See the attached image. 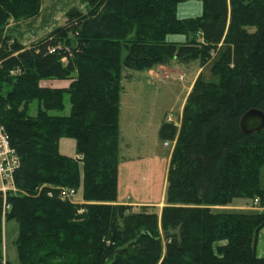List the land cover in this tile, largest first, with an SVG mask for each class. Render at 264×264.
<instances>
[{
    "label": "trees",
    "instance_id": "trees-1",
    "mask_svg": "<svg viewBox=\"0 0 264 264\" xmlns=\"http://www.w3.org/2000/svg\"><path fill=\"white\" fill-rule=\"evenodd\" d=\"M82 1L86 14L72 8L65 27L26 46L3 33L11 19L36 17L41 0H0V124L21 159L22 193L9 196L6 215L18 225L17 263L264 264V213L212 211L235 198L264 207V131L248 135L240 126L249 110L264 111V0H201L202 15L188 19L177 16L181 0ZM73 30L71 57L61 44ZM173 34L187 39L168 41ZM215 56L219 81L198 77L184 107L161 220L147 206L119 204L123 69L171 60L205 66ZM51 79L71 83L41 85ZM67 94L70 115L51 113L65 109ZM175 134L162 125V137ZM62 138L75 139L81 158L61 153ZM64 188L86 203L63 199ZM1 207L0 196V245Z\"/></svg>",
    "mask_w": 264,
    "mask_h": 264
},
{
    "label": "rangeland",
    "instance_id": "rangeland-1",
    "mask_svg": "<svg viewBox=\"0 0 264 264\" xmlns=\"http://www.w3.org/2000/svg\"><path fill=\"white\" fill-rule=\"evenodd\" d=\"M74 7L85 14L88 10L82 0H41L40 11L36 17L19 21L11 19L3 35L12 39L17 38L22 44L30 46L52 31L65 27L68 20L67 13ZM69 36L71 43L64 46L61 44V48L69 52V56L72 57L75 52L72 48L78 43V35L73 30L70 31ZM217 58L215 56L205 66L200 60L190 62L171 60L150 69L135 70L126 67L123 69L122 90L119 97L120 144L125 147L124 144L129 142L132 150L125 151L127 157L121 159L119 164L120 196L127 205L131 204L135 211L147 206L149 211L156 212L161 220L163 208L167 205L168 156L178 140L176 136L182 127L185 104L198 77L210 82L219 81V77L211 70ZM62 61L66 63L68 59L63 58ZM51 80H58L60 84L71 83L69 79ZM37 107L38 101H34L30 105L29 114L35 115ZM51 113L70 115L71 101L68 94L65 96V109L62 112ZM169 114L174 116L171 123L167 122ZM164 123L172 124L176 128L173 139L161 136ZM166 143H169V146ZM59 149L63 154L74 156L75 139L62 138ZM261 186L264 188V166L261 169ZM78 197H82L81 191ZM246 199H252L253 206H260V202L255 204L253 198ZM213 212L231 213L222 209ZM258 213L254 211L248 214ZM17 233V223L6 222L3 243L8 260H13L15 263H17V252L14 241Z\"/></svg>",
    "mask_w": 264,
    "mask_h": 264
},
{
    "label": "crops",
    "instance_id": "crops-1",
    "mask_svg": "<svg viewBox=\"0 0 264 264\" xmlns=\"http://www.w3.org/2000/svg\"><path fill=\"white\" fill-rule=\"evenodd\" d=\"M202 13H203V3H202L201 0H181L179 2V4H178L177 16L180 19H188V18L200 17L202 15ZM186 39L187 38H186L185 35H175V34H173V35H168L167 36V40L168 41H174V42H185ZM57 81L58 80H42L41 81V85L43 87H49V88H67L69 86V84H60ZM120 131H121V128H120ZM176 138H178V136H176ZM173 142H174V140H173ZM128 143L124 144V145H126L125 147L123 146L125 148V150L120 144V161L123 158L125 159V156L127 155V154L125 155V151H127V150L131 151L132 150V147ZM172 152H173V146H172V150L170 152V155L168 156L169 164H170ZM74 156H77V154H75ZM126 159H128V158H126ZM168 169H169V167H168ZM167 175H168V171H167V174H166V179H167ZM120 186H121V181H120V178H119V181H118V203L119 204H126L127 202L125 203L124 200L120 196ZM78 194L79 193H77V195H76V197L74 199L76 201V203H80V204L86 203L85 200L82 197L81 198L78 197ZM129 205H131V204H129ZM216 209H222L223 211L228 210V212H231V213H245V214H248V213H254V211H255V213H258V212L264 213V207H261V206H258V205L257 206H253L252 199H246V198H235L230 204H228L226 206H214V207H212L213 211L216 210ZM5 225H6V220H2V233H3V236L5 234ZM257 254H258L259 257H264V227L259 232V237H258V242H257ZM6 258H7V261H8L7 254H6ZM16 258H17V256H16ZM10 261L13 262V260H10ZM13 263L17 264L15 262H13Z\"/></svg>",
    "mask_w": 264,
    "mask_h": 264
},
{
    "label": "built area",
    "instance_id": "built-area-1",
    "mask_svg": "<svg viewBox=\"0 0 264 264\" xmlns=\"http://www.w3.org/2000/svg\"><path fill=\"white\" fill-rule=\"evenodd\" d=\"M173 114H169L167 122H173ZM169 145V143H166ZM77 158H81L77 156ZM21 159L15 148L12 147L9 135L3 125L0 124V196L2 199L1 217L2 220H6V215L11 209L9 202L10 195L21 194V190L16 185V172L20 168ZM77 192L73 188H64L61 192V197L71 202H76L74 199ZM254 203L258 204L259 199H254ZM80 212H84L81 209ZM0 262L2 264L7 263L6 249L4 243L0 245Z\"/></svg>",
    "mask_w": 264,
    "mask_h": 264
},
{
    "label": "water",
    "instance_id": "water-1",
    "mask_svg": "<svg viewBox=\"0 0 264 264\" xmlns=\"http://www.w3.org/2000/svg\"><path fill=\"white\" fill-rule=\"evenodd\" d=\"M240 126L245 134L264 131V111L251 109L241 118Z\"/></svg>",
    "mask_w": 264,
    "mask_h": 264
}]
</instances>
